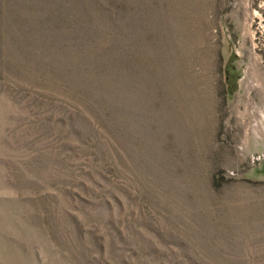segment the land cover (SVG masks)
I'll list each match as a JSON object with an SVG mask.
<instances>
[{
	"label": "rangeland",
	"instance_id": "1",
	"mask_svg": "<svg viewBox=\"0 0 264 264\" xmlns=\"http://www.w3.org/2000/svg\"><path fill=\"white\" fill-rule=\"evenodd\" d=\"M0 264H264V0H0Z\"/></svg>",
	"mask_w": 264,
	"mask_h": 264
},
{
	"label": "built area",
	"instance_id": "2",
	"mask_svg": "<svg viewBox=\"0 0 264 264\" xmlns=\"http://www.w3.org/2000/svg\"><path fill=\"white\" fill-rule=\"evenodd\" d=\"M259 158L258 157H256V161L258 160ZM254 161V160H253Z\"/></svg>",
	"mask_w": 264,
	"mask_h": 264
}]
</instances>
